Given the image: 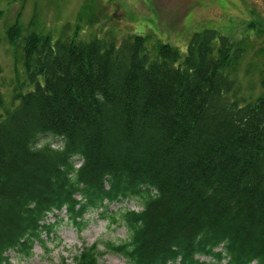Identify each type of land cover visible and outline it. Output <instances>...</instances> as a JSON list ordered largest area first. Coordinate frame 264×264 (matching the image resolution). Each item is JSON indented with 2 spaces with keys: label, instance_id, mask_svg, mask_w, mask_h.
<instances>
[{
  "label": "trees",
  "instance_id": "obj_1",
  "mask_svg": "<svg viewBox=\"0 0 264 264\" xmlns=\"http://www.w3.org/2000/svg\"><path fill=\"white\" fill-rule=\"evenodd\" d=\"M240 58L212 30L183 57L139 35L26 37L33 89L0 95V264L92 212L125 229L103 246L126 264H264V95L240 97ZM99 244L73 263L97 264Z\"/></svg>",
  "mask_w": 264,
  "mask_h": 264
},
{
  "label": "rangeland",
  "instance_id": "obj_2",
  "mask_svg": "<svg viewBox=\"0 0 264 264\" xmlns=\"http://www.w3.org/2000/svg\"><path fill=\"white\" fill-rule=\"evenodd\" d=\"M14 24L20 33L11 43L8 30ZM204 30L226 36L240 47L236 69L240 97L249 102L264 95V0H0V95L4 107H10L16 89L21 93L33 89L22 62V45L29 35L49 37L52 42L98 38L116 45L139 35L147 39L149 47L168 44L183 57L192 35ZM124 208L139 209L128 200L111 205L109 211ZM86 217L88 223L81 231L62 223L57 239L49 240L44 248L35 244L30 257L11 251L9 263L74 264L73 258L83 246L99 242L104 253L97 264H126L103 246L123 240L125 229L97 212ZM48 219L53 221L51 216Z\"/></svg>",
  "mask_w": 264,
  "mask_h": 264
}]
</instances>
